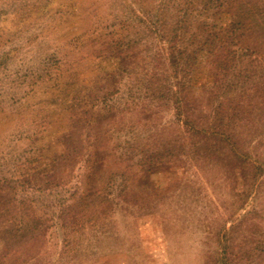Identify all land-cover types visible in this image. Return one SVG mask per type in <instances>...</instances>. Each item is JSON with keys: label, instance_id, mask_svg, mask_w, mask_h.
I'll list each match as a JSON object with an SVG mask.
<instances>
[{"label": "rangeland", "instance_id": "rangeland-1", "mask_svg": "<svg viewBox=\"0 0 264 264\" xmlns=\"http://www.w3.org/2000/svg\"><path fill=\"white\" fill-rule=\"evenodd\" d=\"M0 264H264V0H0Z\"/></svg>", "mask_w": 264, "mask_h": 264}, {"label": "trees", "instance_id": "trees-1", "mask_svg": "<svg viewBox=\"0 0 264 264\" xmlns=\"http://www.w3.org/2000/svg\"><path fill=\"white\" fill-rule=\"evenodd\" d=\"M211 40V41H210ZM210 40H208V41H205V46L206 47H209L210 45H211V43H212V46H213V43L215 42H212L213 40L212 39H210ZM232 40V39H231ZM224 43H226V41H224ZM230 45V42L228 41V44H227V46H229ZM225 47V44H223V48ZM221 48V47H220ZM218 52H217V51ZM200 51H202L201 49H200ZM211 53H210V59H212V60H214L215 62L216 61H218V59H221V58H223L224 56H219V52L220 53H222L223 55H224V51H219V48H216L215 50H212V51H210Z\"/></svg>", "mask_w": 264, "mask_h": 264}]
</instances>
